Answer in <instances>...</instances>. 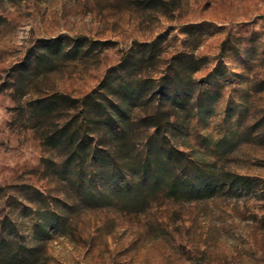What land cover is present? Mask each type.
Returning <instances> with one entry per match:
<instances>
[{
    "label": "rangeland",
    "instance_id": "rangeland-1",
    "mask_svg": "<svg viewBox=\"0 0 264 264\" xmlns=\"http://www.w3.org/2000/svg\"><path fill=\"white\" fill-rule=\"evenodd\" d=\"M79 37L88 54L65 55ZM166 74L179 92L155 86ZM92 91L109 108L84 122L108 158L102 177L71 172L50 139L81 110L51 97ZM156 112L169 116L158 134ZM119 122L135 171L170 149L167 171L209 168L213 195L182 200L160 184L125 196L105 135ZM0 264H264V0H0Z\"/></svg>",
    "mask_w": 264,
    "mask_h": 264
},
{
    "label": "trees",
    "instance_id": "trees-1",
    "mask_svg": "<svg viewBox=\"0 0 264 264\" xmlns=\"http://www.w3.org/2000/svg\"><path fill=\"white\" fill-rule=\"evenodd\" d=\"M85 37H79L75 39L73 45L69 50H66L67 56H75L79 54H88L90 48L83 50L85 45ZM48 43V42H47ZM46 43V44H47ZM155 43V42H154ZM47 49L50 50L51 53H59L64 49V41L63 38H58L53 42L47 44ZM43 47V46H42ZM93 47V46H92ZM45 48V47H43ZM31 57L27 56L26 59L19 64L18 67L22 68V71H25L30 67ZM128 61V57L124 56L122 62L117 67H122ZM147 80H145L146 82ZM152 83H155L152 81ZM182 79L179 75H174L171 77L170 75H164L156 80V85L162 91L171 92L178 91L182 89ZM99 94L97 91H92L87 94L84 98L71 99L66 96H52L50 99L51 104H55L60 106V104L69 103L71 108L77 109L81 108L79 112L72 116L60 129L59 135L51 136V140L55 141V138L59 141L61 148L63 151H66V159L64 161V165L71 169V172L76 174H81L85 172V170L94 173V176L102 177L101 175L109 173L106 168H108V158L97 148H91L90 143L86 145V136L89 137L91 130H87L84 122L89 120L91 117L92 110L99 109L105 113L104 109H109L106 107V104L99 100ZM112 107V104L109 103ZM114 108L119 111V113L124 112L122 108L121 102L114 106ZM112 110V109H110ZM76 115L82 117L81 121H76ZM112 116V112L107 115L108 118ZM165 116V117H164ZM106 118V119H108ZM163 118L169 121V116L166 113L156 112L154 114L155 123L153 127H157V134L159 133L160 126ZM116 129H111L106 132L107 142H110L111 147L113 148L116 155L121 156V160L123 164L120 166V171L123 172V175L128 176L127 185L123 188V193L125 196H129L135 187H143V185L149 187L150 189L158 188L160 184H164L167 188V192L174 197H179L182 200H190V199H202V198H210L215 191L216 185L213 181V173L209 168H201L200 166H195L192 163H189V167L191 170V175L185 176L184 179H176L174 174L167 171V165H170L173 160H175V155L173 151L170 149L162 150L158 154L149 155L146 160L138 165V171H135L133 166V162L130 157L124 156L122 147L128 141L127 130L122 122H119V125L116 126ZM97 135L94 134V136ZM155 141L158 138L157 135L152 137ZM87 151V153H86ZM84 153H86L84 155ZM87 159V160H86ZM177 159V158H176ZM86 160L87 165L84 166V161ZM118 169V170H119ZM117 169L112 170V176H118ZM136 175H139V178L136 179ZM203 176L207 177V180H203ZM233 183L236 186L243 188H252L253 180L249 177L244 176H232ZM94 198L92 200H96L97 193L92 194ZM91 200V201H92Z\"/></svg>",
    "mask_w": 264,
    "mask_h": 264
}]
</instances>
